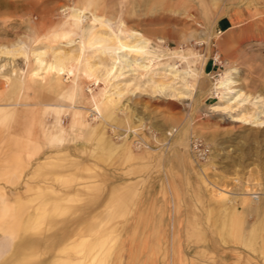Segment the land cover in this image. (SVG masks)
Here are the masks:
<instances>
[{
    "label": "rangeland",
    "instance_id": "1",
    "mask_svg": "<svg viewBox=\"0 0 264 264\" xmlns=\"http://www.w3.org/2000/svg\"><path fill=\"white\" fill-rule=\"evenodd\" d=\"M82 2L114 32L120 20L150 40L145 68L92 85L87 66L97 54L83 50L72 73L48 81L47 46L76 54L78 37L67 45L62 36ZM220 15L233 24L216 34ZM16 41L46 54L0 55V264H264V123L241 121L264 109V0H0V47ZM181 53L195 80L183 75ZM166 67L177 76L153 91L149 79ZM226 71L249 99L213 111L220 94L210 88ZM76 74L87 102H60ZM182 77L187 99L172 93L182 92ZM118 84H127L119 97ZM104 93L112 103L100 117L90 97ZM75 111L85 124L69 130ZM57 120L67 129L46 136ZM191 135L208 147L205 161L193 159ZM119 186L127 201L113 195ZM255 189L257 201L242 194Z\"/></svg>",
    "mask_w": 264,
    "mask_h": 264
},
{
    "label": "bare ground",
    "instance_id": "2",
    "mask_svg": "<svg viewBox=\"0 0 264 264\" xmlns=\"http://www.w3.org/2000/svg\"><path fill=\"white\" fill-rule=\"evenodd\" d=\"M69 18L74 20V24L72 25L73 29L66 30L62 38L65 37L64 39L67 42L66 44L71 45L73 38L78 37V41H76V54L73 53V51L71 52L69 50L68 52H59L58 50L47 46L48 50L51 53L52 63L48 66L46 71L51 72L53 74L51 80H53L54 85L55 83L58 84L65 75L67 76L69 73H72L71 65L78 59L80 53L83 50L94 51L97 54V56H93L92 54L89 57V62L87 66L88 73L93 74V78H95V80H107L111 77L118 78L122 76L124 77L125 75L132 76L135 71L145 68L147 66L146 62L153 59V56L148 51V49H150V40L145 38L142 34L137 31L126 29L125 25L120 20H117L115 25V28L117 30L116 33L110 28V20L108 18L98 17L92 13H89L87 11L86 4L83 2L78 6H73L70 8ZM87 21H89V23L85 25ZM94 23H100L101 27L105 28L106 31L103 33L94 32L90 27ZM112 42L114 44H112ZM45 54L46 52L44 51V49H40L37 47H31L28 50L24 49V43L22 41H16L11 45L0 47V55L7 56L10 59H14L18 56H24L26 58L39 60ZM178 56L179 59L187 62V56L183 55L182 53ZM195 58H197L199 62H202L205 59L199 57L198 54L195 55ZM185 69L186 71L183 73V75H189L193 78V80H195L196 73L194 69L188 64L187 68ZM173 70L174 69H172L171 67H166L163 71L164 73H158L160 79L153 80L154 78L151 77L149 79V86L151 87V89L154 91L161 90L162 88L166 87L167 84L163 81V78H165L166 76L176 77L177 75H172ZM231 71L224 72L223 76L218 75L221 78L217 79L215 81L216 83L210 88V92L212 91L216 94H220L219 103L216 102L218 105L211 106V110L213 111H221L234 105H240L242 102L249 99L248 95H246L240 88H237V82L234 80ZM77 74L74 76L70 87L62 86L63 89H61L60 92L72 94V92L77 89ZM181 82L183 85L182 92H177L173 90L172 93L177 98L187 99L192 90L191 85L189 82L184 80L183 77L181 79ZM126 89L127 84H120L119 86L115 87L114 90L116 95L119 97L123 95ZM111 96V93H104L102 95L96 94L92 96L91 106L95 110L96 115L103 117L105 110L108 107V104L110 105V103H112ZM85 114H83L82 117L86 116ZM241 121L244 123L251 124L253 126H259L263 124L264 109L259 108L258 111H256L254 114L244 116ZM60 126L61 125L58 122L56 125L53 126V131H56L55 133L63 131ZM52 134L54 133L52 132ZM126 190L129 191V188L125 189L124 186H119L114 189L113 195L122 197L123 201H127L128 199L126 197L128 195H126ZM3 211L5 212L6 210ZM107 245V238H103L98 243L97 247L105 248L107 247Z\"/></svg>",
    "mask_w": 264,
    "mask_h": 264
},
{
    "label": "crops",
    "instance_id": "3",
    "mask_svg": "<svg viewBox=\"0 0 264 264\" xmlns=\"http://www.w3.org/2000/svg\"><path fill=\"white\" fill-rule=\"evenodd\" d=\"M87 11L89 12V13H92V14H94V15H96V16H98V17H106L105 15H99V14H97L96 13V11H94V10H89L88 8H87ZM107 18V17H106ZM122 22V21H121ZM88 23H86L85 25H87ZM232 19H231V17L230 16H227V15H220V16H218V17H216L215 19H214V21L212 22V24H211V29L213 30V31H215V30H219V31H225V30H227V29H229L230 27H232ZM96 25H99V27L102 29V30H100V31H97V30H93L94 29V26H96ZM91 28H92V30L94 31V32H101V33H103V32H105L106 30H105V28H103V27H101V24L100 23H94V24H92V26H90ZM189 52V55H190V57H192L194 54H196V53H194V52H191V51H188ZM187 53V52H186ZM185 62V61H184ZM188 64V61L187 62H185V65H187ZM205 70H203V72H204ZM49 73H51V72H49ZM33 75H36V72H34L33 73ZM51 78L53 77V74L51 73ZM94 77V75L93 74H91V73H88V81H89V83H91L92 85H94L93 84V78ZM51 78L48 80V81H51ZM64 78V77H63ZM9 79H10V81H11V90H14V89H16V87H17V85H18V79H16V78H13L12 76H10L9 77ZM14 79V80H13ZM19 79H20V76H19ZM68 87H70V86H68ZM195 89H196V87H195ZM209 89V88H208ZM195 91V90H194ZM60 92V91H59ZM61 94H58V96H59V101L60 102H66V103H68V104H74L76 101L77 102H87V100H85L84 99V97H82V93L80 92V85L78 84V87H77V89H75L73 92H72V94H68V93H66V92H60ZM81 94V95H80ZM94 94H91V97H90V99H91V105H92V96H93ZM110 108H111V105L105 110V113H104V115L103 116H105L106 114H107V112L110 110ZM0 110H5V109H3L2 107H0ZM62 110V109H61ZM83 114H85V112H82V111H75V112H72L71 113V120H70V122L68 123V129L69 130H75V129H79V128H81L82 126H84L83 124H85L84 123V118H85V116L84 117H82L83 116ZM86 115V114H85ZM59 122V124L61 125V122H60V120H57L56 122H55V124L54 125H56L57 123ZM53 125V126H54ZM53 126L52 127H50V129L49 130H47V131H44V133H45V135L47 136L48 134L47 133H49L50 132V134H51V132H53ZM60 128L62 129V130H66L67 129V127L66 128H64L62 125L60 126ZM114 235L115 236V242H116V239H117V235L118 234H111V233H108V234H106V235H104V236H107V235ZM115 242H114V244H115ZM114 246V245H113ZM113 246L111 247V252H112V249H113ZM111 256V255H110ZM110 258V257H109ZM109 261V260H108ZM6 264H8V263H6Z\"/></svg>",
    "mask_w": 264,
    "mask_h": 264
},
{
    "label": "built area",
    "instance_id": "4",
    "mask_svg": "<svg viewBox=\"0 0 264 264\" xmlns=\"http://www.w3.org/2000/svg\"><path fill=\"white\" fill-rule=\"evenodd\" d=\"M219 32H220L219 30H216L215 33L218 34ZM199 56L204 58V53H201ZM206 60H209L211 65L218 64L220 62L218 55L216 53H213L211 56L206 57L204 63L206 62ZM189 151L193 159H195L196 161H205L208 157L209 150L208 147L201 141L200 137L196 135H191L189 138ZM233 191L234 190L232 189L226 190L228 195L233 194L234 193ZM239 193L242 192L238 191L237 194ZM242 194H247L252 201H257L261 192L255 189V190H248V192Z\"/></svg>",
    "mask_w": 264,
    "mask_h": 264
}]
</instances>
